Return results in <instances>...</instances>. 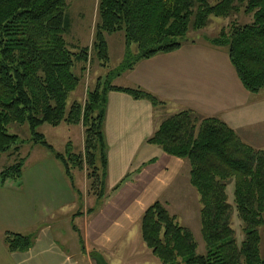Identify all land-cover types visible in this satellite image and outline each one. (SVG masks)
Segmentation results:
<instances>
[{
  "label": "trees",
  "instance_id": "trees-1",
  "mask_svg": "<svg viewBox=\"0 0 264 264\" xmlns=\"http://www.w3.org/2000/svg\"><path fill=\"white\" fill-rule=\"evenodd\" d=\"M66 9V0H0V153H18L23 140L10 128L26 123L30 140L52 150L67 176L76 170L87 171L97 207L107 196L103 135L107 92L122 91L153 106L164 104L140 87L111 85L108 75L96 81L82 102L73 100L67 106L81 81L75 63L82 62L83 71L90 49L101 66L107 64L105 34L123 33L126 59L115 74L142 59L203 39L226 49L247 91L264 90V0H97L90 48L67 42L71 22ZM240 13L251 19L239 23ZM211 17L229 21L207 36L201 31L212 22ZM62 122L82 126L80 152H74L69 142L64 152H56L36 131L44 123L57 126ZM146 142L188 161L189 182L199 195L204 242V252L197 253L192 231L156 200L144 210L139 228L152 255L161 264H264L259 247V229L264 223V150L244 142L219 118L189 109L163 116ZM24 160L19 158L1 169L0 181L17 180ZM229 184L233 186L232 203L227 195ZM234 211L243 234L240 243L231 223ZM33 241L32 234L7 231L3 236L9 252L27 251Z\"/></svg>",
  "mask_w": 264,
  "mask_h": 264
},
{
  "label": "crops",
  "instance_id": "crops-1",
  "mask_svg": "<svg viewBox=\"0 0 264 264\" xmlns=\"http://www.w3.org/2000/svg\"><path fill=\"white\" fill-rule=\"evenodd\" d=\"M120 80L116 86L140 87L164 104L153 106L122 91L107 92L103 135L108 197L91 209L83 180L78 194L85 209L69 208L76 204L75 189L53 151L54 159L43 158L32 168L23 166L16 184L0 181V264H93V253L109 264L123 263L120 253L139 242L144 210L156 200L171 209L174 190L187 182V170L189 176L186 159L146 142L160 119L172 112L189 109L217 117L244 142L264 150V90L251 93L244 88L224 48L197 39L138 61ZM182 169L186 170L183 176ZM68 214L71 220H82L80 244L66 241L62 233L61 216ZM7 231L32 234V246L9 252L3 243ZM144 251L140 245V256L159 264Z\"/></svg>",
  "mask_w": 264,
  "mask_h": 264
},
{
  "label": "rangeland",
  "instance_id": "rangeland-1",
  "mask_svg": "<svg viewBox=\"0 0 264 264\" xmlns=\"http://www.w3.org/2000/svg\"><path fill=\"white\" fill-rule=\"evenodd\" d=\"M67 2V9L66 12L71 22L70 31L65 36L67 42L70 46H77V47H84L88 46L90 48L93 31H94V24L97 21V13H96V0H66ZM251 19L250 15H243L240 13L237 16V21L239 23L248 22ZM212 22L209 26L201 31V33L210 36L212 33L216 34L217 30L220 27L225 26L229 19L228 18H221V17H211ZM105 39L108 46V56L109 60L105 66H101L94 56L92 50L89 49L88 51V61L84 64L85 69L82 71L81 67L83 65L82 62H76L74 71L77 75H80L81 81L77 87V89L70 94L67 100V106L73 100L83 101L85 99L86 92L94 88L95 83L98 79L102 81L106 76L109 75V83L111 85H119L121 84L120 76L126 71H123L118 74H115L116 71H119V67L122 64H125L126 59V49L124 44V37L121 31L114 32L111 34H105ZM134 47V46H133ZM131 48L133 51L134 48ZM74 50V49H73ZM123 79V76H122ZM117 81V82H116ZM117 84H116V83ZM119 82V83H118ZM173 113V112H172ZM171 114V113H170ZM36 131L43 134L47 143L53 146L56 152H64L66 148L67 142H69L72 146V150L74 152H80L83 147V128L79 125H72L66 124L64 122L60 123L57 126H51L47 123H44L36 128ZM10 132L17 133L19 138L23 140V142L19 146L18 153L15 152H5L0 153V170L6 166H9L19 160V158L25 157L24 166L25 168L28 167H35L38 165L41 159H54L52 150L47 148L46 146L40 143H33L30 140L31 134L28 125L25 123L20 128L11 129ZM59 160V159H58ZM56 160L62 170H64L61 161ZM138 161V158L137 160ZM186 170L182 169V176L185 174ZM87 171H74L71 177H68L69 182L73 184V189H75V198L76 204L69 206L72 209H78V211H84L85 206L83 203V197L78 194V189L83 190V180L86 181L85 187V196L88 200L91 201V208L95 209L97 206L95 195H93L92 190L90 192V179L86 178ZM186 183L184 186L182 185L180 188L174 190L175 195L171 199L174 201L173 205H170L168 211L171 215L176 218V221L189 228L196 241H197V253L204 252V242L201 237L200 233V219H199V210H200V202H199V195L194 189V187L189 182L188 170L186 173ZM74 176V178H73ZM8 183L16 184L18 180L8 179ZM178 182V179L176 180ZM179 183V182H178ZM17 187V186H16ZM106 190V197L109 195V191ZM194 195V196H193ZM227 195L229 203H232L233 197V186L229 184L227 186ZM105 197V198H106ZM102 200V202L105 200ZM177 198H179L180 202H177ZM170 201V199L168 198ZM95 202V203H94ZM102 202L100 204H102ZM171 202V201H170ZM164 203V202H163ZM89 203H87V208L89 207ZM167 208V207H166ZM77 211L75 210V215ZM68 217V219H67ZM61 223L65 226H62V233L64 234L66 241L71 242L73 244H80V232H81V219L75 217L72 219L70 214L62 215L61 216ZM74 218V217H73ZM264 218V213H263ZM232 228L234 230V236L238 243L243 238V234L240 229V221L236 216V212H233L232 215ZM72 226L75 229L72 231ZM261 241H260V252L264 256V223L259 229ZM139 242L134 243L135 246L130 247V251H128V247H126V253H120L123 259V263L121 264H151L150 262H146L143 254L140 256L139 250L140 245L145 248L152 259L156 260L159 264V260L152 255L151 251L145 246L143 243L141 236L139 235ZM137 251L136 255L133 254V251ZM132 251V252H131ZM144 251V252H145ZM135 255V256H134ZM142 257V258H141ZM93 263V262H92ZM153 264H156L155 262Z\"/></svg>",
  "mask_w": 264,
  "mask_h": 264
},
{
  "label": "water",
  "instance_id": "water-1",
  "mask_svg": "<svg viewBox=\"0 0 264 264\" xmlns=\"http://www.w3.org/2000/svg\"><path fill=\"white\" fill-rule=\"evenodd\" d=\"M91 260L93 264H109L101 255H92Z\"/></svg>",
  "mask_w": 264,
  "mask_h": 264
}]
</instances>
